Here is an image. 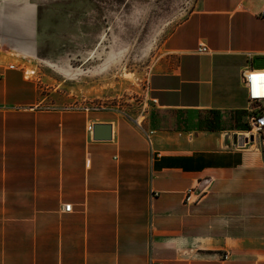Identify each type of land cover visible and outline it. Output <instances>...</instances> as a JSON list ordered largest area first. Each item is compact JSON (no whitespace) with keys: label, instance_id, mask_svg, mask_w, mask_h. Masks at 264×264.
Returning a JSON list of instances; mask_svg holds the SVG:
<instances>
[{"label":"crops","instance_id":"obj_1","mask_svg":"<svg viewBox=\"0 0 264 264\" xmlns=\"http://www.w3.org/2000/svg\"><path fill=\"white\" fill-rule=\"evenodd\" d=\"M10 47L0 264H264V149L239 140L241 72L264 68V0H196L169 33L147 79L150 141L132 119L41 106L15 64L35 46ZM95 123H111V138L94 139Z\"/></svg>","mask_w":264,"mask_h":264},{"label":"rangeland","instance_id":"obj_2","mask_svg":"<svg viewBox=\"0 0 264 264\" xmlns=\"http://www.w3.org/2000/svg\"><path fill=\"white\" fill-rule=\"evenodd\" d=\"M195 3L0 0V49L35 46V55H20L15 64L38 85L41 106L84 108L144 125L153 105L147 79L164 40ZM250 130L246 125L241 133L252 136Z\"/></svg>","mask_w":264,"mask_h":264},{"label":"built area","instance_id":"obj_3","mask_svg":"<svg viewBox=\"0 0 264 264\" xmlns=\"http://www.w3.org/2000/svg\"><path fill=\"white\" fill-rule=\"evenodd\" d=\"M199 50L206 51L207 47L204 44H200ZM15 65L11 64L10 68H14ZM19 67V66H18ZM24 72V67H19ZM242 84L246 90L247 98L249 101L248 110V124L250 125V132H252L253 141H256L258 145L264 149V68H248L243 69L241 72ZM88 110V109H87ZM135 123L142 129L146 134L148 140H151V135L153 134L152 129H147L140 122L135 120ZM90 133L93 131L92 124L88 126ZM254 131V132H253ZM249 135L246 136L247 141ZM191 191H189L185 197L188 201L191 197ZM63 209L65 211H70L72 209L71 204H65ZM152 264V263H151ZM155 264H162L157 262Z\"/></svg>","mask_w":264,"mask_h":264},{"label":"water","instance_id":"obj_4","mask_svg":"<svg viewBox=\"0 0 264 264\" xmlns=\"http://www.w3.org/2000/svg\"><path fill=\"white\" fill-rule=\"evenodd\" d=\"M111 123H95L93 125L92 136L94 139H110L111 138ZM250 140H253V136L249 137ZM244 141H247V138H244Z\"/></svg>","mask_w":264,"mask_h":264},{"label":"bare ground","instance_id":"obj_5","mask_svg":"<svg viewBox=\"0 0 264 264\" xmlns=\"http://www.w3.org/2000/svg\"><path fill=\"white\" fill-rule=\"evenodd\" d=\"M137 121L139 122V119H138ZM248 135H249L248 132L240 133V134H239V140H240L241 142L244 143V140H243V139H244L246 136H248Z\"/></svg>","mask_w":264,"mask_h":264}]
</instances>
